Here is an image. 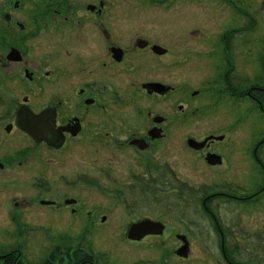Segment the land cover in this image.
<instances>
[{"label":"rangeland","instance_id":"obj_1","mask_svg":"<svg viewBox=\"0 0 264 264\" xmlns=\"http://www.w3.org/2000/svg\"><path fill=\"white\" fill-rule=\"evenodd\" d=\"M103 1L106 4L104 14L120 20L116 27L119 34L131 31V41L144 36L169 49L166 57L159 56L169 65L160 66L157 56L141 58L138 55L134 62L131 61V83L123 68L117 76H109L106 82L102 80L105 86L109 85L101 94L104 110L99 108L101 112L87 114L86 130L77 139L70 140L66 151L52 154L44 146L33 145L17 131L5 141V136L0 134V160L20 150L14 159L16 164L4 173L6 178H0V245L10 247L8 250L22 249L26 264H40L55 245L64 248L66 242L73 253L86 258V264H226L216 228L218 224L207 219L200 207L204 206V199L215 192L240 193L243 181L249 188L254 186L259 176L254 175L250 158L247 176L243 175L244 162L237 152L229 155L232 157L229 173L223 168H210L202 156L187 149L186 140L189 136L225 135L223 140L225 138L228 153L230 147L233 150L238 140L241 141L239 121L242 117L246 116L249 129L264 128V117L255 102L251 99L244 103L237 99L224 101L219 98V92H215L221 85L214 84L219 77L224 79L228 72L249 80L264 79V70L250 66L264 59V0H253V7L248 4L251 10L245 11L247 19L251 17L254 22L262 17L263 24L257 23L252 31L261 34L242 37L236 43L237 52L229 56L222 54V46H216L218 36L213 34L225 26L237 25V6L227 0H211L210 3L201 0L195 5L170 1L154 3L152 0ZM84 4L82 1L80 8L85 10ZM74 9H70L73 14ZM56 10L62 14L68 11L57 2L38 6L30 1L15 10L5 0H0V33H4L7 42L21 47L24 54L21 62L25 65L40 62L46 68L40 73L38 93L32 98L37 108L49 100V90L63 91L62 82L53 81L48 75L51 33L48 29L36 28L42 16L58 15ZM6 13L26 21L25 28H29L23 32L16 27L9 30ZM202 26L205 28L202 32H192ZM206 30H211V34L203 33ZM85 49L83 47L81 52ZM64 52L58 49L57 55ZM88 55L94 57L90 51ZM223 57L229 58L228 62H222ZM143 63L152 64L150 78L162 80L166 73L165 81L175 88L165 101L150 98L142 90L141 83L148 76L138 78L136 74L141 72ZM154 64H157L156 69ZM55 72L64 71L57 67ZM95 80L84 76L83 84ZM20 89L27 94L25 87ZM205 90L200 97L195 95ZM51 92L56 93V90ZM4 110L0 108V113ZM157 116L165 121L155 122L152 118ZM152 127H164L167 135L159 138L146 135ZM3 128L1 123L0 132ZM105 130L113 136L108 137ZM128 132H131V139L135 136L134 140L152 143L151 148L147 150L146 146L137 144L118 147L116 142H111L113 137H127ZM43 185H51L55 193L44 194L47 189ZM66 196L77 199V205L70 203L66 208L62 201ZM13 198L22 201V206L15 207ZM40 198L62 202L57 203L56 208H43L38 201ZM211 206L217 211L219 224L233 226L223 231L225 249L233 256L232 261L264 264V241L260 240L264 213L257 210V206L248 205L244 216L241 204L225 203L223 198L216 199ZM74 207L80 209L78 216L70 213ZM241 216L245 217L244 225ZM146 219L161 221L166 227L163 234L130 243L127 238L130 225ZM43 224L50 227L48 231L53 241L51 236L45 235L46 230L42 231ZM177 235L186 236L190 244L187 257H177L176 250L182 243L185 245ZM60 261V264L66 263L63 258Z\"/></svg>","mask_w":264,"mask_h":264},{"label":"flooded vegetation","instance_id":"obj_2","mask_svg":"<svg viewBox=\"0 0 264 264\" xmlns=\"http://www.w3.org/2000/svg\"><path fill=\"white\" fill-rule=\"evenodd\" d=\"M32 2L37 4L38 6H51L52 3L57 2L58 6L66 7L68 9L67 14H62V11L56 10L57 14L48 15L46 17L42 16V19L37 22L36 28L41 31L48 29L51 33V39L49 43V59L50 63L48 64L47 70L48 75L53 77V81L62 82V92L60 93L57 89L49 90L50 94L48 95L49 100L46 104L37 108L35 102L32 101V98H35V95L38 93L37 88L40 84V73L45 70V66L42 63L33 61L31 64L25 65V63L21 62L22 51L20 50V46H13L5 40L4 33H0V84L4 85V87L0 86V108L5 109L4 112L0 113V124H4L3 131L0 134H3L5 138L3 140H7L8 136H12L15 131L24 134L33 145L44 146L48 150L55 154L57 152L66 151V148L70 145L71 139H77L85 130H86V120L87 114L95 115V111L101 112L104 110V101L101 97L107 87L109 85H104L102 80L106 82L109 79V76H117L120 68L126 69V74L129 75L131 83V61L134 62L135 57L141 55V58L144 56H161L166 57L169 49L162 47L158 43L153 42L150 38L144 36H137L131 41V31H126V35L119 34V31L116 30L118 23L120 20L117 16H109L104 14V7L106 4L103 0H98L94 2H87L86 0H5L7 5H11L15 10H18L20 6H24L26 3ZM82 1L85 2L84 6L86 9H82ZM92 1V0H90ZM166 3L168 1L178 4L185 5H195L197 1L201 0H152V2H163ZM206 3H210L211 0H202ZM237 6L236 11L239 13H235V21L237 25L234 26H225L219 31H215L213 34L218 36L216 39V46H222V54L226 53L227 56L230 54L234 55L237 52L238 47L236 43L244 36L249 34H261L257 30L252 32L258 24H263L262 17H259L258 22H254V20L250 17L247 19L246 10H251L248 7L250 4L253 7V0H227ZM60 2V5H59ZM75 7V13L73 14L70 11L71 7ZM78 7V9H77ZM239 7V10H238ZM70 8V9H69ZM249 8V9H248ZM262 4V10H263ZM87 11V12H86ZM5 19L9 22L8 29L11 30L13 27L18 28L21 32L26 31L28 28L27 22L23 20L20 21L16 15L6 13ZM47 19V20H44ZM239 21H241L239 23ZM44 22L46 24H44ZM239 23V24H238ZM258 23V24H257ZM259 29V28H258ZM205 28L202 26L199 29L193 30L192 32H202ZM211 31V30H210ZM209 30L203 31V33H210ZM196 34V33H195ZM211 34V33H210ZM121 35V36H120ZM232 39H234L232 41ZM235 44V47L232 48V45ZM248 44V43H246ZM154 46H159L165 50L164 54H158L154 51ZM86 47V49L81 52V49ZM58 49H64L65 52L61 53L60 56L57 55ZM120 49V53H115L114 50ZM88 51L90 54L94 55L91 57L88 55ZM161 57L156 59L160 66L166 67L169 65L167 62L161 61ZM229 60L227 57L222 58V62ZM228 62V61H227ZM35 63V64H34ZM156 63V62H155ZM28 65L30 67H28ZM155 69L157 68V64H154ZM221 65V64H220ZM55 69H54V67ZM252 67H259L260 70H264V59L258 63L250 64ZM59 67L64 72L58 73L55 72L56 68ZM140 67V66H139ZM237 67V64L235 65ZM150 69H152L151 63H143L139 70L141 72L137 73L136 76H148L146 77L142 83L141 88L144 92L150 96V98L161 99V101H165L167 99V95L175 90L172 86L168 85L166 73L165 79H152ZM162 70H165L164 68ZM231 71V70H230ZM227 74V75H226ZM224 79L215 80L214 84L216 86H220L219 89H216L215 92H219L222 100L226 101L227 99H237L240 102L244 103L247 99H251L257 106L260 108V114L264 117V104H262L260 98L261 95H264V79H254L249 80L242 75H232V72L226 73ZM89 76L95 81L91 83H84L83 78ZM224 82V84H223ZM155 83V84H164L171 87V90L166 92L165 94H160L157 92L149 93L148 90L144 88L146 84ZM83 84V85H82ZM247 84H250L249 87H246ZM21 87H25L27 94H23ZM43 87L42 90H44ZM52 90H56L55 92H51ZM112 92V91H109ZM204 92H197L195 95H199L200 97ZM215 95V93H213ZM115 97V96H114ZM197 98V97H196ZM117 99V97H116ZM91 107V108H87ZM101 110H100V109ZM94 109V110H93ZM49 110L50 115L55 118V126L53 128V134H51L50 141L48 144L46 142H37L34 138L25 132L19 126V116L27 113H32L33 115H40L41 113ZM252 113V112H251ZM249 113V114H251ZM148 116H151V113H148ZM156 116V115H155ZM246 117V116H245ZM242 117L241 121H239V132L241 141L238 140L239 144H236L235 147H230V151L227 153L225 151V136L219 137L217 135L220 134H209L202 138H194L193 136H189L186 140L187 149L193 152V154L197 153V156H202L204 162L213 169L223 168L225 172L229 173L231 170V154H235L238 156H242L244 166L242 171L243 175L246 177L248 173L247 161L250 158L251 162L254 165L255 173L254 175L259 176L256 180L254 186H250V188L245 184H241L240 193L237 192H215L204 199V206L200 207V211L202 214L207 215L208 219H212L214 224L218 226L217 230L221 231L223 234L222 245H226V234L223 232L229 228H233V226H225L224 223H220V219L217 218V211L211 206L216 199L223 198L225 199V203H239L244 208L242 209V214H246L245 207L248 205L257 206V210H261L264 213V128L256 127L255 129L247 127L246 118ZM155 122L160 120V123H163L164 118H160L159 116L153 117ZM103 122V119L101 120ZM100 124V121L99 123ZM154 129L159 130L157 134L155 132L151 135ZM57 131H61V135L64 137V143L60 147L59 143L56 142V133ZM109 130H105L106 135L113 136ZM164 127H152L146 135L153 136L156 138L164 137L167 135L165 133ZM112 134V135H111ZM23 136V135H21ZM134 138L131 139V132L127 133V137L123 138H112V143L116 142V146H130L133 144ZM222 138V139H221ZM133 140V141H132ZM150 140V139H149ZM194 140L196 142L202 143L205 142V145L201 149H194L189 141ZM17 141L20 139L17 137ZM220 141L222 143L220 144ZM217 142L218 145H217ZM250 142V143H249ZM139 146H146L147 150L151 148L152 143H138ZM58 147V148H57ZM125 147V148H128ZM1 150V149H0ZM20 154V150H15L14 154H9L0 160V178L5 177L6 171L13 167L16 163H14V159ZM55 162L53 161V165ZM21 165V164H18ZM10 177H13L12 175ZM11 182H13V179ZM46 192H49L53 195L55 191L50 186L43 185ZM42 187V188H43ZM49 189V190H48ZM72 197H64L63 202L67 208V204L77 205V199H69ZM228 199V201H227ZM39 204L43 208H56L57 203L62 201L52 200V199H39ZM15 207L22 206V201H18V199H12ZM27 205H29L27 203ZM58 207V206H57ZM71 210V211H70ZM68 210L71 214L78 216L80 213L79 208H72ZM262 213V214H263ZM241 216L242 225H244V218ZM106 219H103V222ZM152 220V219H151ZM154 221V220H152ZM161 222V221H159ZM134 224V223H133ZM19 225V223H17ZM212 227V224H209ZM46 225H42V231L46 230L45 235L51 236L49 233L50 227H45ZM131 227V225H130ZM129 227V229H130ZM39 228V227H38ZM166 228V227H165ZM241 228V227H240ZM16 229H19L17 227ZM129 231V230H128ZM262 238L260 240L264 241V230L263 233L260 234ZM180 236V235H179ZM52 237V241L53 236ZM155 237L153 235L145 237L142 241L147 240L148 238ZM178 237V235H177ZM128 238V233H127ZM131 243V240L128 239ZM179 241H182L178 238ZM64 241H66L64 239ZM141 242V241H140ZM183 242V241H182ZM206 242V241H205ZM209 242L212 243L210 240ZM65 244H67L65 246ZM64 248H57L56 245L52 251L49 253L47 257H43L39 262L40 264H60V259L63 258V264H71V260L73 264H86L88 262L81 256L76 255L71 245L69 243H65ZM190 245V244H189ZM181 248L183 247L180 246ZM190 247V246H189ZM10 247L0 245V264L8 263H23L26 264V260L21 254L22 249H11ZM180 249V248H179ZM178 249V250H179ZM8 250V252H6ZM188 251L189 248H188ZM5 252V253H4ZM177 252V250H176ZM4 253V254H3ZM173 254V253H171ZM178 257V255H177ZM181 257V256H179ZM223 257L226 264H239L232 261V255H229L227 251L223 253ZM70 258V259H69ZM59 259V260H58ZM60 262V263H59ZM75 262V263H74ZM246 264V263H240Z\"/></svg>","mask_w":264,"mask_h":264},{"label":"water","instance_id":"obj_3","mask_svg":"<svg viewBox=\"0 0 264 264\" xmlns=\"http://www.w3.org/2000/svg\"><path fill=\"white\" fill-rule=\"evenodd\" d=\"M154 51L158 54H164L165 50L159 46H154ZM115 53H120V49L114 50ZM149 93L157 92L160 94H165L166 92L171 90L170 86L164 84H155L150 83L144 86ZM158 120L157 122H159ZM19 126L31 135L35 141L37 142H46L48 144L51 143L50 138L53 134V128L55 126V118L50 115V111L47 110L40 115H33L32 113H27L19 116ZM155 132L157 134L160 132L157 129L151 133V135ZM61 131H57L56 133V142L59 143L61 147L64 143V137L61 135ZM51 136V137H50ZM154 137V135H153ZM222 139V138H221ZM138 140H134L133 144H137L139 146ZM206 142V141H205ZM205 142L199 143L194 140H190L189 143L194 149H201L205 145ZM143 144V142H141ZM58 148V147H57ZM165 229V225L161 222H154L150 219H146L144 221L134 223L131 225L128 231V239L133 241H142L145 237L150 235H162ZM180 240H182L185 245L177 251V255L181 257H187L189 243L187 238L184 236H178Z\"/></svg>","mask_w":264,"mask_h":264},{"label":"trees","instance_id":"obj_4","mask_svg":"<svg viewBox=\"0 0 264 264\" xmlns=\"http://www.w3.org/2000/svg\"><path fill=\"white\" fill-rule=\"evenodd\" d=\"M260 100H261V102H262V104H264V95L262 96L261 95V98H260ZM204 215V214H203ZM206 218H207V215H204ZM208 219V218H207ZM213 221V220H212ZM213 226V225H212ZM218 232H219V234H220V238H221V247H222V251H223V253H225V251H226V249H225V246L224 245H222V238H224L223 237V233L221 232V231H219L218 230ZM209 243H211V242H209Z\"/></svg>","mask_w":264,"mask_h":264},{"label":"bare ground","instance_id":"obj_5","mask_svg":"<svg viewBox=\"0 0 264 264\" xmlns=\"http://www.w3.org/2000/svg\"><path fill=\"white\" fill-rule=\"evenodd\" d=\"M182 236H184V235H182ZM185 238H186V236H184Z\"/></svg>","mask_w":264,"mask_h":264}]
</instances>
